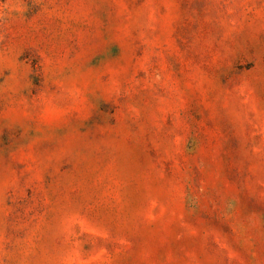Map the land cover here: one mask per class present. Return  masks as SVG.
Listing matches in <instances>:
<instances>
[{"label": "rangeland", "instance_id": "1", "mask_svg": "<svg viewBox=\"0 0 264 264\" xmlns=\"http://www.w3.org/2000/svg\"><path fill=\"white\" fill-rule=\"evenodd\" d=\"M0 264H264V0H0Z\"/></svg>", "mask_w": 264, "mask_h": 264}]
</instances>
